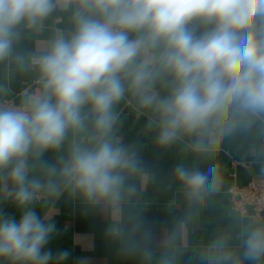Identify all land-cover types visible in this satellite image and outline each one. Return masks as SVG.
<instances>
[{
  "label": "clouds",
  "instance_id": "obj_1",
  "mask_svg": "<svg viewBox=\"0 0 264 264\" xmlns=\"http://www.w3.org/2000/svg\"><path fill=\"white\" fill-rule=\"evenodd\" d=\"M57 10L71 13L72 30L33 56L40 87L19 106H0V185L14 186L22 210L18 219L0 213V261L7 264L52 259L42 250L54 226L29 207L42 190L64 184L88 200L119 197L132 161L109 133L113 109L127 96L154 114L161 145L186 136L197 153L264 117V0H0V60L21 25L36 30ZM85 109L95 143H73L58 166L42 162L44 181L31 177L30 157L59 149L70 130H81ZM176 176L191 197L219 183L215 166H178ZM241 246L245 260L261 264L264 223L249 224ZM221 259L241 264L228 250Z\"/></svg>",
  "mask_w": 264,
  "mask_h": 264
},
{
  "label": "crops",
  "instance_id": "obj_2",
  "mask_svg": "<svg viewBox=\"0 0 264 264\" xmlns=\"http://www.w3.org/2000/svg\"><path fill=\"white\" fill-rule=\"evenodd\" d=\"M70 16L57 10L36 30L20 26L11 54L0 60V98H12L19 106L38 90L40 74L33 56L72 30ZM160 93L166 94L162 87ZM113 112L116 121L109 139L132 161L122 171L119 197L88 200L73 186L59 184L53 193L42 190L29 205L54 226L42 250L51 251L49 264H223V250L233 252L241 264H254L243 258L241 236L249 224L264 220L233 210L226 189L230 183L243 185L264 177V117L241 124L210 153H197L191 148L193 138L186 136L161 145L154 114L131 96ZM84 113V127L70 130L59 149L39 159L30 157L31 177L44 181L42 162L58 166L73 143H95L92 117L87 109ZM178 166L203 172L215 166L219 183L191 197L177 179ZM13 189L11 184L8 190L0 185V213L18 219L22 210L13 202Z\"/></svg>",
  "mask_w": 264,
  "mask_h": 264
},
{
  "label": "built area",
  "instance_id": "obj_3",
  "mask_svg": "<svg viewBox=\"0 0 264 264\" xmlns=\"http://www.w3.org/2000/svg\"><path fill=\"white\" fill-rule=\"evenodd\" d=\"M0 106L16 107L12 98L1 97ZM231 208L242 216L264 220V177H255L243 185L230 183L226 189Z\"/></svg>",
  "mask_w": 264,
  "mask_h": 264
}]
</instances>
